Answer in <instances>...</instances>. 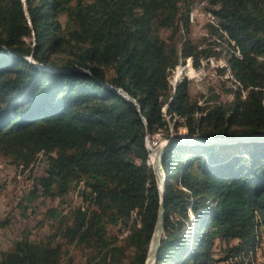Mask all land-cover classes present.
Here are the masks:
<instances>
[{
	"label": "trees",
	"instance_id": "1",
	"mask_svg": "<svg viewBox=\"0 0 264 264\" xmlns=\"http://www.w3.org/2000/svg\"><path fill=\"white\" fill-rule=\"evenodd\" d=\"M191 1L0 0V150L24 167L44 155L35 187L59 199L44 212L52 229L13 238L0 264H60L69 245L80 264H142L159 200L145 134L264 135V0H199L209 34L227 39L222 74L235 86L210 105L168 81L181 60L197 68L210 53L189 36ZM161 160L152 264H254L264 141L175 143ZM70 192L79 201L64 210Z\"/></svg>",
	"mask_w": 264,
	"mask_h": 264
},
{
	"label": "rangeland",
	"instance_id": "2",
	"mask_svg": "<svg viewBox=\"0 0 264 264\" xmlns=\"http://www.w3.org/2000/svg\"><path fill=\"white\" fill-rule=\"evenodd\" d=\"M190 33L193 41H200V47H205L210 52L205 57H211V61L202 57L199 67L193 68L192 59L181 60L169 73L168 81L171 86L182 79L187 81L189 93L197 97L201 105H210L216 102L230 100L231 95L227 89H233V81L225 75L227 39L216 38L209 34L206 24L214 22L213 16L207 10L205 2L192 0L189 11ZM163 37L169 33L168 29H161ZM232 51V49H229ZM190 65H186V63ZM179 66L175 77V68ZM215 66L219 69L215 70ZM227 73V71H226ZM234 86V87H232ZM172 135L185 134V128L178 126L171 129ZM157 143L165 139L160 133L153 134L152 138ZM151 143V141H149ZM152 145V143H151ZM149 161V158H148ZM45 167L44 155L38 154L36 159L24 167L20 163L11 162V159L0 150V220L10 214L6 224L0 225V250L10 245L13 238L27 235L32 239L45 236L53 227L54 220L45 218L44 212L48 207L59 203L57 197L51 198L44 194L36 185L35 178L42 175ZM79 199L75 192H70L62 202L63 209L67 210L70 205L78 203ZM258 245L252 257L254 264H264V231H261ZM71 257V259H70ZM80 264L79 253L72 245L68 246V252L61 258L60 264Z\"/></svg>",
	"mask_w": 264,
	"mask_h": 264
},
{
	"label": "water",
	"instance_id": "3",
	"mask_svg": "<svg viewBox=\"0 0 264 264\" xmlns=\"http://www.w3.org/2000/svg\"><path fill=\"white\" fill-rule=\"evenodd\" d=\"M119 94H121L124 98L133 101L136 104V101L127 95L123 90L120 88L115 89ZM139 110V107H137ZM144 121V120H143ZM145 123V121H144ZM149 134H145L144 145H146V150L148 153L149 163L151 166V170L154 176V180L157 185L158 193H159V200L158 206L156 210L155 220L151 232V237L149 241V246L144 257L142 264H152L156 252L159 247L160 236L162 233V222H163V199L165 196V171L162 166L161 156L162 153L166 148L171 146L175 143H187V144H208V143H231L237 141H249V140H262L264 141L263 134H240V135H220V136H188L186 134H177L171 135L169 138L165 139L162 143L157 145L156 147L149 146Z\"/></svg>",
	"mask_w": 264,
	"mask_h": 264
},
{
	"label": "built area",
	"instance_id": "4",
	"mask_svg": "<svg viewBox=\"0 0 264 264\" xmlns=\"http://www.w3.org/2000/svg\"><path fill=\"white\" fill-rule=\"evenodd\" d=\"M215 67H216L215 70H216V69H220V68H218L217 66H215ZM149 141H151L153 147H156L157 145L160 144V143H157L155 139H149Z\"/></svg>",
	"mask_w": 264,
	"mask_h": 264
},
{
	"label": "bare ground",
	"instance_id": "5",
	"mask_svg": "<svg viewBox=\"0 0 264 264\" xmlns=\"http://www.w3.org/2000/svg\"><path fill=\"white\" fill-rule=\"evenodd\" d=\"M220 70V69H219ZM174 87H175V85H174ZM149 139H150V137H149ZM149 146H150V144H149ZM151 147V146H150Z\"/></svg>",
	"mask_w": 264,
	"mask_h": 264
}]
</instances>
